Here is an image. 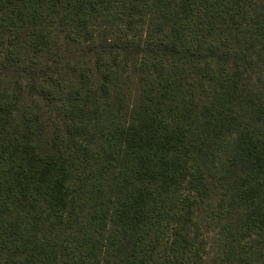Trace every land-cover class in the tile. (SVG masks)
<instances>
[{
	"label": "trees",
	"instance_id": "16d2710c",
	"mask_svg": "<svg viewBox=\"0 0 264 264\" xmlns=\"http://www.w3.org/2000/svg\"><path fill=\"white\" fill-rule=\"evenodd\" d=\"M0 264H264V0H0Z\"/></svg>",
	"mask_w": 264,
	"mask_h": 264
}]
</instances>
